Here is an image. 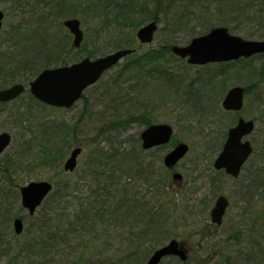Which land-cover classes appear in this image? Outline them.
<instances>
[{
	"label": "trees",
	"instance_id": "1",
	"mask_svg": "<svg viewBox=\"0 0 264 264\" xmlns=\"http://www.w3.org/2000/svg\"><path fill=\"white\" fill-rule=\"evenodd\" d=\"M154 1L156 5L159 4L158 0ZM179 1L166 0L161 6L162 13L174 5L176 16L172 18V22L184 19L185 14L188 15L187 19L195 17V10ZM22 2L30 6V17L25 20L24 24L18 22L14 25L15 29L9 37L7 48L0 51V88L13 82H21L26 85L27 81L41 68L52 66L48 64L53 61L50 58H54L56 54L60 53L58 55L60 56L59 64L70 62L65 56L71 48L75 50H73L72 61L81 58L79 52L74 54L77 51L84 52L90 57L96 54L94 50L87 49L82 44L75 46L72 42L70 47L60 48L58 46L61 44L58 46L55 44L58 38L57 32L53 33L52 31V34L47 32L46 22L55 19V26L58 27L62 24L63 18L81 16L79 7L83 12L94 13L98 10L103 12L105 24H100L99 29L104 28V26L109 27L112 24L113 27L119 28L130 26L134 30L139 24L150 19H155L157 23L160 19L158 8L151 12L148 9L149 0H22ZM209 3L207 7L212 5L213 11L220 14L229 13L228 18L230 20L224 18L218 25H225L230 32L235 33L234 30L246 32L250 24H255L262 30L258 33L248 32V34L264 37V0H209ZM18 5L20 4L18 3ZM43 23L45 24L43 25ZM211 26L206 27V30ZM22 29L25 31L24 33L21 31ZM22 34H26V37L30 39L29 45L23 44L16 50L20 54L25 52L23 56L16 55L17 53L13 48ZM115 42L116 48L130 45V47H135V50L124 56L128 60L119 66L111 81H119L127 71H135L136 74L143 77L145 83L156 80L163 86H171L175 90L183 88L185 103H189L192 109L198 111L199 116L206 119L214 114L213 110L206 109L208 102L205 103V100L207 98L210 100V93L218 90L221 96L228 88L227 82L233 78L232 75L237 79L238 71L242 68L247 67L254 70L253 60L264 56V52H261L232 60L193 64L170 50L171 44L176 42L166 41L160 46H149L140 52L138 50L144 45L139 42L134 44L131 35L127 38L123 35L118 36ZM37 55H42L48 61L37 66L35 64V56ZM168 55L179 60L182 64L187 63L181 65L183 67L180 70L170 63V60L167 59ZM259 62L257 66L258 77L256 81L243 85L245 86L244 95L257 85V81L264 78V59L260 58ZM190 67H195V69L190 72ZM254 72L256 73V71ZM88 87L84 89L78 100L87 101L84 92ZM112 100H117V98L113 96ZM75 105L76 102L71 107ZM45 108H47L48 114L45 112ZM67 108L47 105L37 100L26 87L15 98L0 101V113L6 111V114L11 116L15 123L25 121L27 125L18 144L12 146L15 149H6L0 154L1 223L8 222L14 216L21 217L18 211L22 207L15 203V199L18 195V186L24 183L21 172L22 165L28 169L31 165L30 160H33L35 161L34 164L51 166L56 175L66 173L58 165L67 145L72 143L67 141V137L76 132L77 126H75V120L71 122L55 114V112ZM228 112L230 111L223 109L221 113L226 114ZM156 115L139 103L135 109L125 114V118L115 115L109 120L108 125L97 128L92 138L94 141H87L83 145L79 144L82 147L81 153L85 152L86 149L89 152L84 177L89 175V178L92 179V186L89 190L83 196L77 197L79 212L76 213L72 209L75 205L73 199H76V194L67 191L70 189V183H68L70 180L64 177L47 179L52 184L51 189L35 208L37 213L28 215L32 219L22 229L25 231L26 237L19 240L18 235L22 233L21 231L18 234L14 233L12 239L4 240L6 229L0 231V257L12 252L10 257H13L14 262L17 260V264H144L145 257L138 255L140 253L139 248H137L138 251L136 249L130 250L126 253L127 255L118 256L114 260L95 258L91 254L85 255V251H83L85 254L80 251L79 254L76 252L71 259H63L61 256H64L62 254L64 249L72 251L79 246V241H75L72 237L74 232L80 231V229L91 232L94 229L93 234L99 236L96 228L103 225L102 231L108 233L109 229L112 228H110V224L116 225L114 221L116 219L141 223L142 229H140V233L136 234L139 238L145 237L148 233L158 235L162 232H169V230H165L164 221H167L170 216L163 208L162 201L164 198L159 200L158 204L150 205L151 198L147 197L151 190L154 192L158 190V194H160L159 183L164 184L166 180L158 176L155 178L156 175L154 176L149 171L150 168L142 159L141 154L145 151L139 145L138 133L137 138H135L136 143L129 141L132 143V147L128 149L112 145L111 148L104 149L99 145L97 139L102 136V133L106 139H109L113 133L114 138H120L121 124L129 125L133 121H138L141 127L152 121H157ZM226 131L223 130L221 133L220 147ZM28 154L33 156L27 157ZM124 163H127L125 166L133 169L132 175H137L143 180L145 185L142 193H139L140 195L131 193L127 185L122 184L117 178L120 175L115 173L117 170L119 172L124 171ZM250 167V171L246 175H249L251 180L244 185L245 188L240 187L245 196L243 198L245 206L240 216L242 224L236 225L226 234H212L211 229H208L210 233L207 232V235L206 231L204 233L199 232L202 241L206 239L203 241V247L206 245L208 247L204 256V264H264V204H257L259 199L264 198V161L256 164L254 168ZM220 173L225 174L223 171ZM171 201L168 200V203ZM44 202L47 204H43ZM175 202L173 205L178 206L180 201L177 198ZM158 206L160 208H157ZM210 225L216 226L211 222ZM214 236L217 237V240L212 239ZM168 256L174 259L175 264H187V258L181 260L178 256ZM164 258L166 256L159 262L161 263Z\"/></svg>",
	"mask_w": 264,
	"mask_h": 264
},
{
	"label": "rangeland",
	"instance_id": "2",
	"mask_svg": "<svg viewBox=\"0 0 264 264\" xmlns=\"http://www.w3.org/2000/svg\"><path fill=\"white\" fill-rule=\"evenodd\" d=\"M165 1L166 0H158L159 4L156 5L154 0H149L147 5L148 9L151 12L155 10V8H158L160 19L157 23L158 25L154 33V38L149 44H145L140 48L138 50L139 52L149 46H160L166 41L184 44L188 42L192 36L204 32L206 27L218 25L224 18L229 19L228 12L220 14L212 10V5L207 7L211 4L209 0H180L179 2L187 4L189 8H193L196 15L194 14L195 17L187 19L188 15L185 14L184 19L172 22V18L176 16L175 6H171L165 13H162L161 6ZM18 3L20 5H18ZM0 9L3 12L0 24V51H2L8 46L9 37H11L13 29H15L14 25L18 24V22L24 24L26 22L25 20L30 17L31 11L30 6L22 2V0H0ZM80 9L81 7H79V12L81 11L82 15H78V17L80 19V26L83 30V38L80 44L84 45L87 49L94 50L96 53L94 56L116 49L115 39L121 35L126 38L131 35L134 44L138 43L136 28L141 24L134 30L130 28V26H122L119 28L113 27L112 24H110L109 27L104 26V28L99 29L100 24H105V15L103 12L101 10L94 13L83 12ZM231 23H233L232 20ZM44 24L45 23H43V25ZM46 25L47 32H57L56 36L58 38L55 44H57V46L61 44V46L58 47H70L72 34L68 32L62 24L57 27V25L55 26V19H52L46 22ZM261 30L262 29L256 27L255 24H250L246 32L238 30H234L233 32L245 38L258 39L262 37H257L254 34L249 35L248 32L258 33ZM21 31L22 33L25 32L23 29ZM29 41L30 39L26 37V34H22L19 37L18 43L13 46L14 50H18V47H21L23 44L29 45ZM134 44L132 45L134 46ZM73 50L72 48L68 50L65 58L71 60L67 59V61L72 62ZM78 52L81 54V57L85 56L84 52L81 51H77L74 54ZM16 53V55H25V52L20 54V52L16 51ZM58 55H60V53L56 54L57 57L50 58L53 61L48 65L59 64L60 56ZM260 58L264 59V56ZM260 58L253 60L256 70L255 68L254 70H250L247 67L242 68L238 71L237 79H235L233 75L231 76L233 78L229 79L227 87L233 84L244 85L248 82L256 81L258 77L257 66L260 63ZM167 59L180 70H182L183 67L181 65H186L187 63L185 62V64H182L179 60L170 57V55L167 56ZM127 60V57L121 58L120 61L115 66L108 69L98 81L89 85L84 92L87 96L86 102L85 100H77L75 106L55 112V114L71 122L75 120L74 123L75 126H77L76 132L67 137V141L72 143L71 145H67V149L58 167L62 169V161L72 147L79 144L83 145L87 141H92L97 128L108 125L109 120L114 118L115 115H120L121 118H125V114L135 109V106L139 103L146 106L149 111H153V114H157V121H167L171 123L173 127L172 141L184 140L189 144L188 151L174 167V171H179L183 175L180 180L173 179L171 177L172 171L167 170L162 164V154L169 146H164L162 149L157 150L155 155H150L147 152L141 154L145 159L148 157V161L150 160L152 165L154 164L156 170L155 178L158 176L166 180L164 184L159 183L158 187L160 194H158V190L155 192L151 190L147 197L151 198L150 205H156L159 203V200L164 198L162 201L163 208L170 216L167 221H164L165 230L167 229L169 232H162L158 235L155 233H148L145 237L141 236V238H139L136 234L140 233V229H142L141 223H134V221L126 222L124 219H121V222L116 219L114 220L116 225L113 226L110 224V228H112L109 229L108 233L102 231V228H104L103 225L100 226V228H96L99 232V236L93 234L94 229L91 232L81 229L80 231L74 232L72 237L75 241H79V246L72 251L64 249L62 253L64 256H61V254L60 256L63 257V259H71L76 252L79 254V251H85L86 254L83 252L85 255L91 254V256L95 258L99 257L114 260L118 256L127 255L126 253L130 250L134 251L139 248L138 250L140 253L138 255L145 257V264L150 253L174 235V237L182 242L186 249L187 264H204V256L208 247L207 245L203 247V241L206 239L202 241L199 237V232L204 233L206 231V235L210 232L216 235L219 233L226 234L230 229L236 227V225L242 224L240 222V216L245 206V201L243 199L245 196L242 193L243 189H240V187L245 188L244 185L251 180V177L246 175L250 171L249 167L251 166L250 168H254L256 164H260L264 161V78L257 81V85L249 93L244 95L243 107L239 114L254 119V128L252 132L247 135V138L252 142L253 151L242 165L240 173L234 177L228 174H222L220 173L222 170H217L212 166V160L220 148L219 141L221 133L223 130H227L228 126L236 121L238 115V113L234 111H230L226 114L221 113L223 111L221 99L224 93L220 96L218 90L213 91L210 93V100H208V98L205 100V103L208 102L206 104V109L213 110L214 112V114L209 116V119H206L205 117L199 116L197 113L198 111L192 109L189 103H185L186 101L183 100V88L175 90L171 86H163L162 83L156 80H150L145 83L143 77L140 74H136L135 71H127L122 75L119 81H111V78L115 75L119 66ZM47 61L48 60L44 59L42 55L35 56V64L37 66ZM194 69L195 67H190V72ZM254 71H256V73ZM113 96H115L117 100H112ZM45 112L47 114L49 113L47 108H45ZM26 126L25 121L15 123L14 119L6 114V111L0 113V130H7L10 134V140L4 150L11 148L15 149L12 146L18 144ZM120 126V138H114L113 133L109 139H106L102 133V136L97 138L99 140V145L104 149L111 148V145L114 147H126L127 149L131 148V142L136 143L135 138H137L136 136L140 129V122L133 121L129 125L121 124ZM111 140L112 143H110ZM88 153V149H86L85 152L83 151L79 154L77 165L72 170H64L66 173L63 175H56L51 166L34 164L35 161L30 160L31 165L28 168L29 170L26 169V166H21L23 182L28 179L51 180L58 177H64L70 180V182H68L70 183V189L67 191L76 194V199H73L75 205L73 203L74 206L72 205V209L78 213L79 209L77 206L79 201L77 203V197L83 196L92 186V179L89 178V175H85L84 177ZM31 156L33 155H27V157ZM126 164L127 163H124V166ZM132 171V168L125 166L124 171L119 172V170H117L115 174L120 175L117 178L122 184L127 185L131 193H142L145 184L137 175H132ZM219 193H223L228 197L229 205L222 223L216 228L217 225H210L209 209L216 195ZM177 198L180 201L179 205L174 206L173 204L176 203L175 200ZM168 200H172L171 203H168ZM15 203L19 204L18 195L16 196ZM43 204L46 205L47 202ZM257 204L263 205L264 198L259 199ZM157 208L160 207L158 206ZM36 213L37 212L34 210L32 214L35 215ZM18 214L21 215L23 229L31 221L32 217H28L26 210L23 208L18 211ZM11 220L3 223L0 221V231L6 229L4 240L13 238L14 232L11 228ZM208 229H211L210 232ZM18 237L19 240L26 237L25 231L23 230ZM212 239L217 240V237L214 236ZM12 254L11 252L1 256L0 264H17V260L14 262L13 257H10ZM159 263L160 262L157 264ZM160 264H175V262L174 259L166 256Z\"/></svg>",
	"mask_w": 264,
	"mask_h": 264
},
{
	"label": "water",
	"instance_id": "3",
	"mask_svg": "<svg viewBox=\"0 0 264 264\" xmlns=\"http://www.w3.org/2000/svg\"><path fill=\"white\" fill-rule=\"evenodd\" d=\"M3 12L0 9V24ZM62 25L72 34V44L78 46L83 38V30L78 17L62 19ZM157 21L150 19L136 29V37L140 43H149L154 38ZM135 47H119L110 52L94 57L83 56L80 59L63 64L41 68L26 84L29 93L37 100L52 106L71 107L78 100L84 89L96 82L108 69L115 66L121 58L133 52ZM170 50L187 62L204 64L207 62L232 60L239 57L264 52V37L245 38L232 33L225 25H213L203 33L192 36L184 44L172 43ZM24 89L21 82H13L0 88V101L17 96ZM245 88L242 84L229 86L221 99V106L227 110H240L243 106ZM254 128L252 118L239 116L237 121L228 127L226 138L221 149L213 160V166L222 168L225 173L237 176L242 165L252 152V144L244 138ZM172 126L168 122L151 123L140 132L142 146L148 147L157 143L167 142L172 134ZM10 140L7 130H0V153ZM82 147L76 145L68 151L62 161L63 170H72L77 164V156ZM188 150V143L179 141L163 156L166 165L174 164ZM174 176H180L174 173ZM47 179H30L18 186L19 204L28 214L33 213L42 199L51 189ZM229 204L227 196L220 193L216 196L209 210L210 220L216 224L222 222ZM12 229L19 233L22 229L20 217L12 219ZM177 255L181 260L187 258V252L182 242L176 237L169 238L156 247L148 256L145 264H157L163 257Z\"/></svg>",
	"mask_w": 264,
	"mask_h": 264
},
{
	"label": "flooded vegetation",
	"instance_id": "4",
	"mask_svg": "<svg viewBox=\"0 0 264 264\" xmlns=\"http://www.w3.org/2000/svg\"><path fill=\"white\" fill-rule=\"evenodd\" d=\"M140 43V42H139ZM150 43V42H149ZM149 43H140L141 45H145V44H149ZM194 64V63H193ZM244 88H245V86H244ZM227 90V89H226ZM226 92V91H225ZM224 92V93H225ZM21 93V92H20ZM19 93V94H20ZM244 93H245V91H244ZM16 97V96H15ZM15 97H13V98H15ZM13 98H11V99H13ZM10 100V99H9ZM5 101H8V100H5ZM243 103H244V98H243ZM243 107V106H242ZM223 108V107H222ZM224 109V108H223ZM242 109V108H241ZM240 109V110H241ZM224 110H226V111H234V112H237L238 113V115H237V118H236V121H237V119H238V117L239 116H242L241 114H239V112H240V110H227V109H224ZM242 117H244V116H242ZM244 118H248V117H244ZM250 118V117H249ZM253 119V118H252ZM235 121V122H236ZM253 121H254V119H253ZM156 122H167V121H152V122H150V123H148V124H146V125H142L141 127H140V129H139V132H138V138H139V145H140V147L145 151V152H147V153H149L150 155H155L156 153V151L157 150H160V149H162L164 146H169L167 149H166V151H164L163 152V154H162V164H163V166L167 169V170H171L172 171V174H171V177L173 178V179H177V180H180V179H182V177H183V175H182V173L181 172H179V171H174V167H175V165L179 162V160L186 154H184L181 158H179L174 164H172V165H166V164H164V162H163V156H164V154L168 151V150H170L176 143H178L179 141H184V140H178V141H176V142H174V141H172V137H173V130H172V134H171V137H170V139L167 141V142H165V143H157V144H154V145H150V146H148V147H143L142 146V140H141V138H140V132L143 130V128L144 127H146L147 125H149V124H151V123H156ZM234 122V123H235ZM169 123V122H168ZM233 123V124H234ZM169 124H171V123H169ZM232 124V125H233ZM254 125H255V122H254ZM172 126V125H171ZM231 126V125H230ZM230 126H228V127H230ZM173 128V127H172ZM228 129V128H227ZM252 132V131H251ZM250 132V133H251ZM226 133H227V131H226ZM249 133V134H250ZM248 135V134H247ZM247 135H245L244 136V138L246 137L247 138ZM225 138H226V135H225V137H224V140H225ZM249 139V138H248ZM224 140H223V142H224ZM250 140V139H249ZM186 142V141H185ZM223 142H222V144H223ZM251 142V141H250ZM188 143V142H187ZM222 144H221V146H222ZM251 144H252V142H251ZM188 149H189V144H188ZM220 149H221V147H220ZM219 149V150H220ZM82 150V149H81ZM218 150V151H219ZM188 151V150H187ZM252 151H253V145H252ZM144 152V153H145ZM81 153V152H80ZM79 153V154H80ZM218 153V152H217ZM216 153V154H217ZM252 153V152H251ZM78 154V155H79ZM251 155V154H250ZM216 156V155H215ZM215 156H214V158H215ZM77 158H78V156H77ZM214 158H213V160H214ZM142 159H144L145 160V162L147 163V165H148V167L150 168L149 169V171L152 173V174H154V176L156 175V170H155V166H154V164L152 165V163L150 162V160L148 161V157H146V159L144 158V157H142ZM213 160H212V166H213ZM77 165V164H76ZM214 167V166H213ZM215 168V167H214ZM215 169H217V168H215ZM217 170H222L223 172H224V170L222 169V168H220V169H217ZM174 173H179L180 174V176H174ZM225 173V172H224ZM240 173V172H239ZM225 174H227V173H225ZM229 175V174H228ZM231 176V175H230ZM235 177V176H234ZM220 194V193H219ZM218 195V194H217ZM216 195V196H217ZM216 198V197H215ZM228 198V197H227ZM215 200V199H214ZM214 202V201H213ZM229 205V204H228ZM212 206V205H211ZM228 207V206H227ZM23 208V207H22ZM23 209H25V208H23ZM227 209V208H226ZM26 210V209H25ZM210 210V209H209ZM27 212V211H26ZM226 212V211H225ZM28 214V213H27ZM32 214V213H31ZM31 214H28V215H31ZM15 217V216H14ZM13 217V218H14ZM17 217H20V216H17ZM224 217V216H223ZM12 218V219H13ZM21 218V217H20ZM209 218H210V216H209ZM223 220V219H222ZM21 221H22V218H21ZM210 222L211 223H213V224H216V223H214V222H212L211 220H210ZM221 224V223H220ZM216 225H219V224H216ZM22 227H23V222H22ZM11 228H12V220H11ZM22 230V229H21ZM12 231H13V229H12ZM14 232V231H13ZM21 232V231H20ZM19 232V233H20ZM15 233V232H14ZM15 234H18V233H15ZM178 239V238H177ZM174 256H177V255H174Z\"/></svg>",
	"mask_w": 264,
	"mask_h": 264
}]
</instances>
